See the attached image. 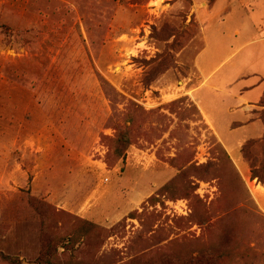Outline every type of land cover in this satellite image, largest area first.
Wrapping results in <instances>:
<instances>
[{"label":"rangeland","instance_id":"1","mask_svg":"<svg viewBox=\"0 0 264 264\" xmlns=\"http://www.w3.org/2000/svg\"><path fill=\"white\" fill-rule=\"evenodd\" d=\"M246 17L264 24V0H0V252L189 264L209 251L240 264L264 246V137L227 148L207 110L235 116L204 87L231 72L253 97L264 87L254 49L237 51Z\"/></svg>","mask_w":264,"mask_h":264},{"label":"crops","instance_id":"2","mask_svg":"<svg viewBox=\"0 0 264 264\" xmlns=\"http://www.w3.org/2000/svg\"><path fill=\"white\" fill-rule=\"evenodd\" d=\"M229 2V0H227ZM218 6V4H217ZM216 6V7H217ZM221 6H218L220 8ZM238 16V15H237ZM234 13H230L228 18L220 23L223 27L230 23H233L238 17ZM242 19V18H241ZM240 19L239 26H242V21H244V25L248 28V36L246 40L240 44V47L237 48V51L241 48H249L252 47L254 49L253 54H249L248 59L252 58L258 63H264V24L258 25L254 20L246 17L245 19ZM258 33V35L256 34ZM236 34L239 33L238 30L235 31ZM204 75L212 76L214 71L207 72L208 70L203 69ZM260 68L256 66V69L251 72L249 75H255L260 77ZM232 76H238V81L241 78H245V73H230ZM229 75V74H228ZM228 75H224L222 79L218 83L207 82L204 87H208V90L212 93V104L215 103L216 98H220L218 101H222L225 105L222 108L226 114L234 115L235 117H227L223 120L218 119L216 115H214L210 110H207L208 115L213 120L216 125L215 131L218 136L224 140L226 147L230 150L235 149V146L230 145L231 139H235V137L246 139H257L264 137V119L256 116L255 109L259 107L260 109L264 108V106H260L257 101L264 96V87H261L260 92L256 94L255 97L250 95L254 92V89H257V85H241L239 86L238 82L233 81V77L229 79ZM261 78V77H260ZM210 77L208 80H211ZM263 77L261 78V82H263ZM259 83V84H260ZM217 84V85H216ZM202 108L205 110L204 101L202 100ZM218 107V106H217ZM258 109V108H257ZM223 124V125H219ZM242 142V141H241ZM244 168L247 170L248 166L244 164ZM257 188L259 190L256 193V197L262 207H264V183L257 182Z\"/></svg>","mask_w":264,"mask_h":264},{"label":"trees","instance_id":"3","mask_svg":"<svg viewBox=\"0 0 264 264\" xmlns=\"http://www.w3.org/2000/svg\"><path fill=\"white\" fill-rule=\"evenodd\" d=\"M120 141L125 146L130 144V138L126 135H122ZM254 177H258L259 181L264 183V179H261V177L257 175ZM256 215L264 223V213L258 210ZM224 256L225 254L223 253L205 251L203 253L194 254L189 264H219ZM0 260L4 264H21L20 260L5 255L3 252H0ZM240 264H264V246H261L260 243H256L255 245L245 247L240 253Z\"/></svg>","mask_w":264,"mask_h":264},{"label":"bare ground","instance_id":"4","mask_svg":"<svg viewBox=\"0 0 264 264\" xmlns=\"http://www.w3.org/2000/svg\"><path fill=\"white\" fill-rule=\"evenodd\" d=\"M257 190H259V188H257Z\"/></svg>","mask_w":264,"mask_h":264}]
</instances>
